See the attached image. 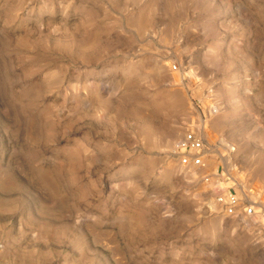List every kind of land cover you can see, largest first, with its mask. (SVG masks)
I'll return each instance as SVG.
<instances>
[{
    "label": "rangeland",
    "instance_id": "rangeland-1",
    "mask_svg": "<svg viewBox=\"0 0 264 264\" xmlns=\"http://www.w3.org/2000/svg\"><path fill=\"white\" fill-rule=\"evenodd\" d=\"M227 191L264 207V0H0V264H264Z\"/></svg>",
    "mask_w": 264,
    "mask_h": 264
},
{
    "label": "built area",
    "instance_id": "built-area-1",
    "mask_svg": "<svg viewBox=\"0 0 264 264\" xmlns=\"http://www.w3.org/2000/svg\"><path fill=\"white\" fill-rule=\"evenodd\" d=\"M176 154L179 163L185 168H201L204 165L206 149L203 141L193 132L187 131L176 145ZM226 215L232 216L239 210L246 217H260L264 220V207H256L255 204H244L231 191L217 197Z\"/></svg>",
    "mask_w": 264,
    "mask_h": 264
},
{
    "label": "bare ground",
    "instance_id": "bare-ground-1",
    "mask_svg": "<svg viewBox=\"0 0 264 264\" xmlns=\"http://www.w3.org/2000/svg\"><path fill=\"white\" fill-rule=\"evenodd\" d=\"M201 128L203 129V128H204V126H201Z\"/></svg>",
    "mask_w": 264,
    "mask_h": 264
}]
</instances>
